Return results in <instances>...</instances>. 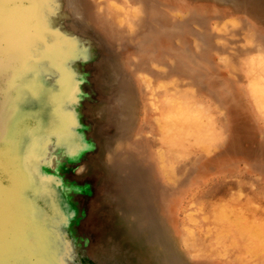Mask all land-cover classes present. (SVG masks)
I'll list each match as a JSON object with an SVG mask.
<instances>
[{
    "label": "rangeland",
    "instance_id": "374dc122",
    "mask_svg": "<svg viewBox=\"0 0 264 264\" xmlns=\"http://www.w3.org/2000/svg\"><path fill=\"white\" fill-rule=\"evenodd\" d=\"M258 2L57 0L28 6L11 47L5 45L0 137L15 184L8 197L37 221L38 232L31 229L44 241L45 255L57 254L45 264H234L205 254V228L213 207L235 197L233 206L253 205L261 216L264 117L224 61L238 57L231 61L239 67L264 56L256 49L260 25L250 19L258 15ZM111 4L142 8V20L134 27L118 24ZM177 26L182 33L172 31ZM143 30L151 36L143 37ZM177 51L204 55V65L234 89L249 139L226 128L235 107L174 69ZM21 74L31 92L19 96ZM146 83L158 87V105L152 106ZM171 92L180 101L190 97L208 118L202 144L177 156L164 150L168 173L159 158L158 126L160 100ZM77 134L82 158L69 163L64 150ZM57 178L76 191L52 187ZM29 186L40 194L27 198ZM188 228L193 248L184 242Z\"/></svg>",
    "mask_w": 264,
    "mask_h": 264
},
{
    "label": "bare ground",
    "instance_id": "6f19581e",
    "mask_svg": "<svg viewBox=\"0 0 264 264\" xmlns=\"http://www.w3.org/2000/svg\"><path fill=\"white\" fill-rule=\"evenodd\" d=\"M262 2V0H259L254 11H257V7ZM262 5L263 10L261 12L257 11L258 15L250 16L252 21L260 25L259 31L262 33L259 34L256 40L258 42L256 49L260 51H264V3ZM110 7L112 12L117 15V22L120 25L127 23L130 27H134L135 24H139L142 20L137 18L141 14L142 8L139 10H126L122 6L114 4H111ZM241 8L242 5L237 6L238 12H240ZM182 30L183 27L181 26L172 29L175 33H182ZM143 31L141 33L143 37L144 35L145 37L147 35L151 36V30L148 31L149 33L145 30ZM158 36V38L161 37L160 35ZM187 54L184 51L175 52L177 58L174 57L176 59V67L174 69L177 68L180 69L179 72L189 74L195 83L201 84L212 95L224 98L230 109L235 107L233 113H231L232 118L230 116L226 128L229 131H234L238 138L249 139L248 121L246 118L242 119L240 107L237 101L232 99L233 93H235L234 89L229 88V85L225 84L221 78L214 76L204 65L202 61L205 59L204 55L201 57L200 55ZM238 59V57H232L229 60L224 59V61L227 62L226 65L229 67V71L241 77L246 83L247 97L252 101L254 109L264 117V56L259 55L242 63L240 62L239 67H236L231 60L240 61ZM146 85L149 89L148 96L152 106L158 105V87H152L149 83H146ZM190 99L187 96L183 99L184 101H180L179 96L171 92L160 100L163 115L161 118L162 122L158 126V138L162 142L159 158L163 159L162 166L168 173H171L172 170L169 165L164 164V150L176 156L181 155L187 149H193L194 143L202 144V140L205 138L203 125H206L208 116L203 115V111ZM238 109V114L234 115V112L236 113ZM248 152L250 151L248 150ZM262 198L264 201V196ZM236 199H239V197H235L233 201L215 205L208 216L209 218L207 217L211 225L205 228L206 233H208L207 240L209 243V250L205 254H217L227 258L234 264H264V202L262 208L259 209L261 216H256L257 207L248 205L244 209H238L233 206ZM184 242L187 246L193 248L195 237L193 231L189 228Z\"/></svg>",
    "mask_w": 264,
    "mask_h": 264
},
{
    "label": "snow or ice",
    "instance_id": "6c2138e0",
    "mask_svg": "<svg viewBox=\"0 0 264 264\" xmlns=\"http://www.w3.org/2000/svg\"><path fill=\"white\" fill-rule=\"evenodd\" d=\"M50 3L55 5L57 0H0V89H2V74L4 67V54H5V45L8 43L9 47L16 36L19 23L23 18L24 14L29 10L28 6L35 3ZM55 12V7L53 8ZM42 51V47H41ZM26 77L22 74L17 77L15 81V91L19 96L24 94H30V86L25 84ZM78 79V78H75ZM2 100V97H0ZM0 108H2V103H0ZM14 118V113L12 114ZM74 123V122H73ZM81 142L79 135H75L69 138L67 147L64 150V157L69 163H78L81 157V147L83 143L81 142V147H77V143ZM3 152V137H0V156ZM45 165L48 166L47 160L44 161ZM47 184V181L41 186L40 193L43 192V187ZM60 185L61 187L58 191L71 194L76 191V186L68 184L64 185L61 179L57 178L56 180L51 181V186L56 187ZM33 189L29 186L28 190L25 192V196L28 198L33 194ZM4 216V183H3V166L0 162V253L4 252V237H3V227L2 221ZM12 229L10 230L9 236V246L7 252L9 257H15L19 251L18 245L16 243H11L13 236L11 235Z\"/></svg>",
    "mask_w": 264,
    "mask_h": 264
},
{
    "label": "water",
    "instance_id": "95a60500",
    "mask_svg": "<svg viewBox=\"0 0 264 264\" xmlns=\"http://www.w3.org/2000/svg\"><path fill=\"white\" fill-rule=\"evenodd\" d=\"M0 162H2L3 166V183L5 182L4 216L2 221L5 250L0 253V264H45L49 257L56 259L57 254H54L52 251L45 255L44 241H39L41 239L40 236L31 229L33 228L37 231L35 229L37 228L35 224L37 221L33 219L28 208L25 209L14 197H8V188L15 187V184L11 180L12 172L9 171L7 157L0 156ZM11 229L13 231L11 232L13 236L11 243H16L19 248L15 257H9L7 252Z\"/></svg>",
    "mask_w": 264,
    "mask_h": 264
}]
</instances>
